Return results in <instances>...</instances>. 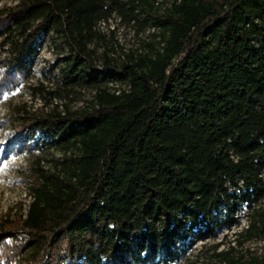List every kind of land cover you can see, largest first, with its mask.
Wrapping results in <instances>:
<instances>
[{"label":"trees","instance_id":"obj_1","mask_svg":"<svg viewBox=\"0 0 264 264\" xmlns=\"http://www.w3.org/2000/svg\"><path fill=\"white\" fill-rule=\"evenodd\" d=\"M112 18L142 34L122 57L100 31ZM46 40L65 52L59 84L5 116L30 199L0 213V264H178L242 218L264 238V0H15L0 99ZM84 88L85 105H48Z\"/></svg>","mask_w":264,"mask_h":264},{"label":"rangeland","instance_id":"obj_2","mask_svg":"<svg viewBox=\"0 0 264 264\" xmlns=\"http://www.w3.org/2000/svg\"><path fill=\"white\" fill-rule=\"evenodd\" d=\"M14 1L0 0V7ZM99 27L106 40L115 47V50L110 51V54L115 57H122L125 52L137 47L138 37L142 36V34H135L129 25L119 23L116 18L101 23ZM102 49V45H97L98 53ZM63 54L65 52L60 51L54 42L46 40L35 64V75L20 83L17 88L0 99V213L9 209L13 212L20 201L24 202V207H26L30 199L25 188L24 170L28 166L31 156L29 153L14 154L12 152L4 155L3 146L10 130L6 126L5 116L13 106L24 105L27 109L33 110L47 102L36 86L41 84L48 90L56 88L59 84L57 65ZM92 93L91 89L84 88L72 92L68 96H52V101L48 105L51 106L56 102L60 108L64 103H67L71 108L80 107L87 103ZM261 204L264 206V200ZM246 224L247 219L242 218L238 224L222 229L215 237H206L195 241L187 248L178 264H227V260L214 254L215 251L223 249H228L230 256L234 258L240 257L248 260L256 257L258 260H264V238L255 236L251 239H244L239 235V231Z\"/></svg>","mask_w":264,"mask_h":264}]
</instances>
